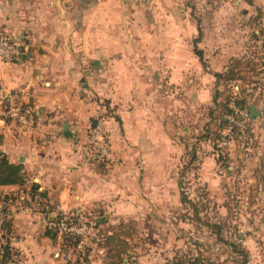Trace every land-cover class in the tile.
Masks as SVG:
<instances>
[{"label":"crops","instance_id":"0c3cea01","mask_svg":"<svg viewBox=\"0 0 264 264\" xmlns=\"http://www.w3.org/2000/svg\"><path fill=\"white\" fill-rule=\"evenodd\" d=\"M258 2L0 0V33L26 45L12 62L0 57V154L23 166L26 181L0 185V194L17 198L7 218L13 259L0 264H107L67 255L62 235L47 234L57 229L53 214H160L181 202L189 151L200 159L199 181L217 183L212 139L200 131L226 86L217 74L233 66L255 74L248 48L261 32L249 18ZM9 94L33 111L30 124L6 115ZM99 121L115 159L109 166L89 156L90 127ZM33 185L45 195L34 213L19 196Z\"/></svg>","mask_w":264,"mask_h":264},{"label":"rangeland","instance_id":"374dc122","mask_svg":"<svg viewBox=\"0 0 264 264\" xmlns=\"http://www.w3.org/2000/svg\"><path fill=\"white\" fill-rule=\"evenodd\" d=\"M261 4L264 0H259L249 22L253 19L257 23L259 16H264ZM240 16L246 17L241 12ZM261 34V42L248 48L254 55L249 60L255 74L239 71L241 78L234 82H239L242 90L235 92L230 86L232 81H225L216 109L214 105L205 109L210 127L200 132H206L212 139L213 154L221 132L228 125L226 117L233 115L225 114V124L220 128L226 104L233 111L234 107L243 108L235 104L237 100H247L246 108L252 114L257 113L244 131L235 133L226 160L220 164L215 155L220 165L215 172L217 183L208 186L199 181L200 159L193 161L189 151L183 156L179 170V205H168L160 214L133 218L114 217L105 211L94 215L93 224H97L102 234L114 228L124 235L130 257L126 264H172L190 258L221 264H264V29ZM92 233L93 237L98 234L95 230ZM93 237L83 252L72 251L78 260L83 258L90 263L101 257L107 262L108 257L99 253ZM64 251L69 255V250Z\"/></svg>","mask_w":264,"mask_h":264},{"label":"built area","instance_id":"2783aa9c","mask_svg":"<svg viewBox=\"0 0 264 264\" xmlns=\"http://www.w3.org/2000/svg\"><path fill=\"white\" fill-rule=\"evenodd\" d=\"M259 26L261 30L264 29V16L259 18ZM25 49L26 45L23 39H19L7 32L0 33V57L4 62L16 60L23 54ZM6 99L9 102L5 112L6 115L22 124H30L33 111L30 108L24 109L23 106H18L15 96L12 94H9ZM233 111L232 116L226 117L228 125L221 132L215 145V155L219 159L220 164L226 160L227 153L235 138V133L239 134L244 131L253 118V114L246 108L237 109L234 107ZM88 150L93 163L109 166L115 161L102 121L90 127ZM8 196L9 194H0V256L4 255L6 251L4 225L8 218V212L5 209ZM19 196L21 201L30 202V204H26L24 207L29 212L34 213L40 210L41 206L43 207L42 199L31 188L21 189ZM52 222V226L59 230L62 237L64 234H67L79 239V247L81 248L86 246L92 237L93 222L87 214H64L59 209L56 214H53ZM99 253L104 257L107 256L105 249H100Z\"/></svg>","mask_w":264,"mask_h":264},{"label":"trees","instance_id":"16d2710c","mask_svg":"<svg viewBox=\"0 0 264 264\" xmlns=\"http://www.w3.org/2000/svg\"><path fill=\"white\" fill-rule=\"evenodd\" d=\"M261 13H264V10H262ZM261 17V16H259ZM258 23H259V19H258ZM260 32L262 33V30L260 29ZM261 33H255L256 35H258L260 38H262V34ZM200 40V37L197 38V40H195V44L198 43V41ZM262 40V39H261ZM197 54L201 57L202 59V53L198 50H196ZM218 77H223V80L226 82H231V81H236L237 79H240L241 76L239 74V71L237 70L236 66H233L232 68H230L226 73L224 74H217ZM235 104L242 106L243 108H246V101L245 100H237L235 102ZM232 109L230 108L229 103L225 105L224 110L222 112V117L220 119V128L224 126L225 124V120H223V116L225 114H230L232 113ZM253 119V118H252ZM0 140H1V136H0ZM104 165V164H102ZM26 181H25V176H24V172H23V166L20 164H13L11 163L5 156H1L0 154V185L1 186H9V185H18L23 187L25 185ZM32 191L34 193H37L41 198L44 195L43 192H40L37 188L36 185H33L31 187ZM13 198H15V200L17 199L14 195H10L7 197L6 200V205H5V209L9 214V205L10 203H13L15 200H13ZM185 198V197H183ZM22 202V205L25 206V204H30V202ZM21 205V206H22ZM123 223V222H122ZM97 225V224H96ZM95 224H93V229H95L96 227ZM9 223L8 220H6L5 225H4V230H5V237L6 240L8 241L9 239ZM96 231V229H95ZM98 232V234H96L93 238H94V243H97V247L100 248H104L107 252V256L108 257V261L107 264H126V262H128L129 258L128 257V250H126L129 247V244L124 240L123 236L121 233H118L117 231H115V229H111L108 232H106L105 234H102V230L96 231ZM59 230L58 229H48L47 230V234L52 237L53 239L57 238L58 234H59ZM93 235V234H92ZM62 242L63 245L67 248L65 249V247H63L64 250H73V251H78V252H83L85 250L84 246L83 248L79 247V239L71 236V235H67L64 234L62 237ZM90 242L92 243V239H90ZM9 248H10V243L9 241L7 242V244H5V249L6 252L4 255L0 256V259L2 258V260H7L10 257V252H9ZM72 251V252H73ZM74 253V252H73ZM82 261L86 262L87 260H83V258H81ZM172 264H221L219 262L216 261H204V260H200V259H196V258H190L188 260H177L176 262L172 263Z\"/></svg>","mask_w":264,"mask_h":264},{"label":"water","instance_id":"95a60500","mask_svg":"<svg viewBox=\"0 0 264 264\" xmlns=\"http://www.w3.org/2000/svg\"><path fill=\"white\" fill-rule=\"evenodd\" d=\"M255 114H253V117H254Z\"/></svg>","mask_w":264,"mask_h":264}]
</instances>
